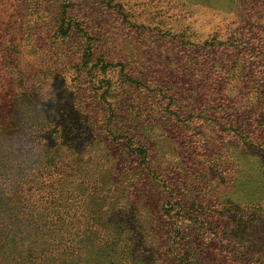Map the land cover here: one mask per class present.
I'll list each match as a JSON object with an SVG mask.
<instances>
[{
    "label": "trees",
    "instance_id": "obj_1",
    "mask_svg": "<svg viewBox=\"0 0 264 264\" xmlns=\"http://www.w3.org/2000/svg\"><path fill=\"white\" fill-rule=\"evenodd\" d=\"M241 4L151 77L59 8L60 62L0 43V264H264V0Z\"/></svg>",
    "mask_w": 264,
    "mask_h": 264
},
{
    "label": "rangeland",
    "instance_id": "obj_2",
    "mask_svg": "<svg viewBox=\"0 0 264 264\" xmlns=\"http://www.w3.org/2000/svg\"><path fill=\"white\" fill-rule=\"evenodd\" d=\"M235 1L0 0V43L15 39L21 63L29 71L36 72L50 64L49 60H58L60 55H54V50L61 45L47 36L54 32L59 8L60 12L66 11L67 17L79 20L97 54L127 61L135 72L149 73L151 77L177 66L166 37L185 30L203 39L214 32L227 33L237 26L236 22L243 21L245 18L238 15L244 11L241 0ZM157 30L165 36L157 37ZM77 45L78 41L71 38L62 46L73 51ZM3 60L0 52V64ZM101 74L114 82L118 79L115 68H106Z\"/></svg>",
    "mask_w": 264,
    "mask_h": 264
}]
</instances>
